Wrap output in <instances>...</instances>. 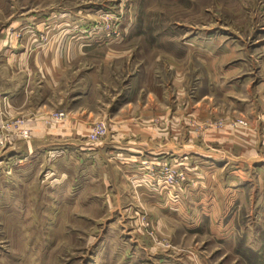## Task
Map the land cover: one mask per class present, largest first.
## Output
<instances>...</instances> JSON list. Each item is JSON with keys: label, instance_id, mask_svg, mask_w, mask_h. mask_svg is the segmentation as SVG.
<instances>
[{"label": "rangeland", "instance_id": "1", "mask_svg": "<svg viewBox=\"0 0 264 264\" xmlns=\"http://www.w3.org/2000/svg\"><path fill=\"white\" fill-rule=\"evenodd\" d=\"M14 1L84 14L88 45L83 57L55 59L52 78L43 58L31 77L12 72L0 47V264H264V54L255 47L264 40V0H0V9L13 11ZM31 29L0 21V38L31 32V50L62 46L64 28ZM224 35L229 53L216 57ZM189 38L196 55H187ZM204 39L214 49L207 57ZM87 88L107 111L82 121L85 131L65 121L93 107L90 98L78 104ZM118 106L120 124L148 129L146 141L167 140L151 131L174 130L175 141L259 159L241 195L214 216L215 202L201 200L205 187L180 165L187 179L179 194L192 184L200 199L158 201L163 214L152 212L142 193L159 189L155 164L131 166L112 151ZM100 123L106 132L89 138Z\"/></svg>", "mask_w": 264, "mask_h": 264}, {"label": "crops", "instance_id": "2", "mask_svg": "<svg viewBox=\"0 0 264 264\" xmlns=\"http://www.w3.org/2000/svg\"><path fill=\"white\" fill-rule=\"evenodd\" d=\"M10 3H12L14 6L13 11L5 13L2 11V9H0V21L4 26L13 27L15 29L24 27L26 25L31 26V31L35 34L38 30H42L43 28L50 29L51 31V26H57L58 28L61 27L62 29L64 28L63 30H61V33H58V35L60 34V36L62 37V46L60 48H57L56 46H54V44L52 45L51 43V45H49L45 49L43 47L39 49L40 47H38L37 50L36 48L31 50V48H29L30 46L27 47L29 43L27 39H32V34H29L31 32L25 34V38L21 41L17 40V38L8 33L2 35V37L0 38V47H4V53L10 58L14 59L12 63L13 67H11L12 72L18 75L27 72L31 77V72H36L38 59L43 58V62H41L40 64L42 67H44L43 73L44 75L50 74L52 78V75H56L59 72V65L54 64L55 59H61V61L64 63V61H66V58L68 57L75 59L85 56L87 52L85 46L88 45V43L84 42L83 39L85 36L82 34L85 30L84 14H78L76 12L72 13L69 11L62 12L61 10H57L50 4L40 7L35 4L29 5L28 7H21V5L15 1ZM82 10L83 8H79L77 11L81 12ZM208 37H210L209 40L211 43L218 42L216 40H212V36ZM204 40L206 41V39ZM210 42L206 41L207 46L206 50L204 51L205 57H207L208 52L210 54H213L214 49L211 45V48L208 49L209 44H211ZM219 42L221 45V49L220 51H215L217 53L216 57H219V55L226 57L229 53V37L227 35H224L223 37L221 36ZM192 43L196 45L194 38H189L184 43V45L189 47L187 53L188 56H190V53L194 54V52L196 55V49L193 50L191 48ZM16 45H18V49H16ZM255 47H259V52H262L264 54V40H262L261 43ZM234 52L237 51H232V53ZM256 52L258 51H255L254 53ZM240 53L241 52H239V54ZM173 56L176 57L180 55L176 54V56ZM240 66L241 65H238L237 68H240ZM65 68L67 69L68 66H66ZM213 70L215 69L213 68ZM228 70L229 69H227V71ZM95 72L96 71L94 70L90 71L88 73L89 78H92L90 75H93ZM51 78H49V80H52ZM136 83L137 82L130 81V89L135 88L134 86ZM146 86L148 88L151 87L149 84H147ZM101 97L102 95H100L98 93V90L94 88H87L86 90L83 89V92H78V104L81 98H90L93 107L89 109L83 107L82 113L80 115L78 114L79 116L75 117L74 120H72V118H69V116L67 118V121H65L68 126H71L72 122L78 123V125H80L82 121L90 122L95 119L92 118L95 115H105V111H107L106 108H99V100ZM96 102L97 104L95 105ZM79 105L81 106L82 103ZM95 111H97L96 114ZM118 111H121V109H119V106L115 109V112H113V114L110 116V120L113 121V124L111 125V131L116 133V138L114 141H112V151L118 154L126 155V158L130 161L128 163H131V166H134V162H141L139 163L141 165L146 160L153 161V163L155 164L153 166L165 163H173V161L179 162L182 166L185 167V169L188 170L187 173L190 179L197 178L199 180V184L205 187L206 193L203 196V199L201 200H204L205 196L207 195L208 199H210L211 202H215L213 209L210 208L209 210L212 211V214H214L213 212H216L214 216H218L222 212H225L227 210L233 196L241 195L239 194V192H243L244 190V188L242 187L244 185V180L249 179H246V176H244L245 171H251L253 165L254 167H256L255 162L259 160L257 158H253L251 161H249V159L244 157L242 153L241 155H235L229 152L221 153L219 151H214L213 149H207L206 147H198L196 146V144L191 143L190 138L187 143L185 141L181 142L180 137V141H175L177 132L174 130L169 132L171 134H168L166 132L156 133L154 131H151L152 138L162 136L167 137V140L150 141L151 139H149L148 141H146L148 129L141 130L142 128H140V130H138V128H134L133 130H137L138 133H131V131L127 127L128 122L120 124L121 120L117 119ZM124 116H127V114ZM148 117L149 116L145 114V123L148 122ZM131 118L132 117L125 118L124 120H132ZM83 126L84 127H82V129L80 130L86 131L88 126ZM170 136L172 137L171 139L169 138ZM137 138L141 140H136ZM252 152L253 150H244V154H250ZM151 161L147 162L150 163ZM126 167H129V165H126ZM197 167L203 171H200ZM200 178L202 179V181L204 179L205 182L200 181ZM193 185H195L194 181ZM191 186L192 184H188L187 188H183L187 191L186 194H179V189L181 188L176 191V189L169 190L165 187H159V189H155V192L153 193H150L149 191L148 193L146 191H143L144 193H142V197L144 201L151 203L148 208L151 207L152 212L163 214L162 211H164L165 209H163V207H160L161 205L158 204V201L160 202L163 200L165 202L168 201L174 204L175 202L180 200V197H182L185 202H198V200L200 199V197H198L199 193L196 194L195 188Z\"/></svg>", "mask_w": 264, "mask_h": 264}, {"label": "built area", "instance_id": "3", "mask_svg": "<svg viewBox=\"0 0 264 264\" xmlns=\"http://www.w3.org/2000/svg\"><path fill=\"white\" fill-rule=\"evenodd\" d=\"M62 113H58V117ZM106 132V126L103 123H100L94 127L90 133L89 138L97 139ZM180 163L173 161V163H165L156 165L157 174H156V183L158 187H165L169 190L176 189V191L181 188L182 184L187 179L184 170L180 167Z\"/></svg>", "mask_w": 264, "mask_h": 264}]
</instances>
